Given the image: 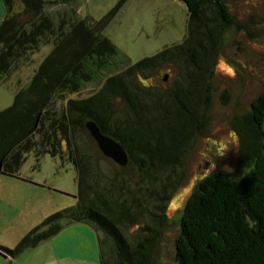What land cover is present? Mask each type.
I'll return each instance as SVG.
<instances>
[{
  "label": "trees",
  "instance_id": "obj_1",
  "mask_svg": "<svg viewBox=\"0 0 264 264\" xmlns=\"http://www.w3.org/2000/svg\"><path fill=\"white\" fill-rule=\"evenodd\" d=\"M2 1L0 79L41 46L51 49L11 105L0 110V174L18 176L29 152L37 161L48 153L73 165L77 193L73 206L46 216L12 248L0 245V253L14 258L64 225L84 223L96 232L99 264H151L164 220L155 189L172 187L178 175L194 120L191 102L213 49L206 11L226 24L224 3L180 0L188 16L183 40L132 63L102 34L99 22L78 18L76 0ZM164 62L179 69L173 95L138 85L140 74ZM112 71L94 94L65 101L66 94ZM117 97L120 111L113 108ZM88 119L123 146L136 179L100 168L108 158L99 149L90 153ZM245 120L251 167L239 179L211 173L198 183L180 219L177 264H264V91Z\"/></svg>",
  "mask_w": 264,
  "mask_h": 264
},
{
  "label": "rangeland",
  "instance_id": "obj_2",
  "mask_svg": "<svg viewBox=\"0 0 264 264\" xmlns=\"http://www.w3.org/2000/svg\"><path fill=\"white\" fill-rule=\"evenodd\" d=\"M222 2L229 16L228 23L219 24L215 13L206 11L210 19L209 29L213 30V49L207 69L202 72L200 93L195 97V103L191 102L194 120L180 152L178 175L172 187L155 189L154 196L159 197L157 203L164 207L161 211L164 220L156 238V254L151 264H177L175 242L180 236V219L199 182L211 173L239 179L251 167L244 131L250 104L264 91V0ZM75 5L78 18L89 17L99 22L102 34L132 63L154 55L165 46L180 43L186 34L187 8L180 0H76ZM4 14V3L0 0V23ZM50 49L51 45L41 46L29 59L20 60L14 69L3 75L0 79V110L11 105L17 90L29 83ZM113 72L105 73L101 80L85 83L79 92L66 94L65 101L94 94ZM164 74H167L166 80H163ZM178 77L179 69L164 62L140 74L138 85L172 93L177 89ZM122 105L119 97L113 99L115 110L120 111ZM84 136L91 148L90 153L97 154L94 140L87 133ZM126 165L120 166L109 158L99 162L105 172L112 171L122 178L136 179V167ZM18 174L21 179L28 180V184L2 186L0 183V191L4 193L0 196V244L8 248H12L46 216L76 203L75 170L64 158L45 153L37 161L29 152ZM186 189L190 191L185 193L180 206L170 207L173 199ZM86 227L76 225L73 228L77 237L84 239L86 247H75L74 251L78 253L75 256H81L83 260L59 258L47 263L48 243L55 242L47 238L48 241L43 239L11 258L9 264H95L93 260L86 261L93 258L87 238L90 233H95L91 226ZM129 228L132 231L135 224ZM70 229L65 228L57 241H62Z\"/></svg>",
  "mask_w": 264,
  "mask_h": 264
},
{
  "label": "crops",
  "instance_id": "obj_3",
  "mask_svg": "<svg viewBox=\"0 0 264 264\" xmlns=\"http://www.w3.org/2000/svg\"><path fill=\"white\" fill-rule=\"evenodd\" d=\"M0 183L2 184V186H6V185L8 186V184L11 185L13 183H16V184H20V183L28 184V180L26 181L25 178L21 179L19 175L18 176H7V175L0 174ZM3 195H4L3 191H0V196H3ZM76 225H80L81 227L87 228L86 227L87 224H84V223L67 224V225H64L61 228V230H59L56 234H54L53 236L49 237L50 240H54L55 241L54 243H56V245H54V243L49 241L48 247H47V248H49V250H47V253H48V257H47V261H46L47 263L48 262H50V263L51 262H55L59 258L61 260H64V259L67 260L68 258H70L71 260H73L75 258L78 259V260L79 259L83 260V258L81 256H75L78 253H74L75 247L79 248V247H84L85 246V243L83 241L84 239L83 238H82L83 240L79 239L77 237L78 234L74 232L76 230L73 229V228ZM65 228H71V229H70V231H68L69 233L64 235L66 237H64V239L62 241L58 242L56 238L61 236V234H62V232H63V230ZM87 230L89 231V233L92 232L89 229H87ZM74 234L76 235V239H74ZM68 235L73 236V239L70 236L68 237ZM53 238H55V239H53ZM49 239H46V241H48ZM87 241L89 243L87 245L88 248L90 246V251H93V254H92L93 258L90 257V259H87L86 261H90V260L92 261L93 260L95 262V264H97V263L99 264V261H98V259H99V251H98V245H97L96 232L94 234L90 233V236H89V238H87ZM0 245L3 246L2 244H0ZM4 247H6V246H4ZM2 254L4 256H2L0 254V264H9V263H11V261H12L11 258L9 256H6L3 252H2ZM15 259H18V258H15ZM84 259H86V258H84ZM18 260L21 261L23 259H18Z\"/></svg>",
  "mask_w": 264,
  "mask_h": 264
},
{
  "label": "water",
  "instance_id": "obj_4",
  "mask_svg": "<svg viewBox=\"0 0 264 264\" xmlns=\"http://www.w3.org/2000/svg\"><path fill=\"white\" fill-rule=\"evenodd\" d=\"M163 80H166V76L163 77ZM85 127L98 149L105 157L111 159L120 166L126 165L128 162V154L117 140L102 133L98 124L92 119H88L85 122Z\"/></svg>",
  "mask_w": 264,
  "mask_h": 264
},
{
  "label": "snow or ice",
  "instance_id": "obj_5",
  "mask_svg": "<svg viewBox=\"0 0 264 264\" xmlns=\"http://www.w3.org/2000/svg\"><path fill=\"white\" fill-rule=\"evenodd\" d=\"M222 66H223V65H222ZM229 71H230V70H229ZM194 179H195V178H194ZM187 191H190V189H186L184 193H181V194H179L177 197H175V198L173 199L172 204L170 205V207L175 208V207L180 206V204L182 203L183 197H184V195H185V193H186Z\"/></svg>",
  "mask_w": 264,
  "mask_h": 264
},
{
  "label": "flooded vegetation",
  "instance_id": "obj_6",
  "mask_svg": "<svg viewBox=\"0 0 264 264\" xmlns=\"http://www.w3.org/2000/svg\"><path fill=\"white\" fill-rule=\"evenodd\" d=\"M166 76V78H167V74H164V77Z\"/></svg>",
  "mask_w": 264,
  "mask_h": 264
},
{
  "label": "clouds",
  "instance_id": "obj_7",
  "mask_svg": "<svg viewBox=\"0 0 264 264\" xmlns=\"http://www.w3.org/2000/svg\"><path fill=\"white\" fill-rule=\"evenodd\" d=\"M226 153V152H225ZM221 156H223V155H221Z\"/></svg>",
  "mask_w": 264,
  "mask_h": 264
}]
</instances>
